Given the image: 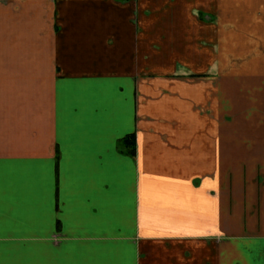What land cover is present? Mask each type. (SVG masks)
Returning <instances> with one entry per match:
<instances>
[{
    "label": "crops",
    "instance_id": "obj_1",
    "mask_svg": "<svg viewBox=\"0 0 264 264\" xmlns=\"http://www.w3.org/2000/svg\"><path fill=\"white\" fill-rule=\"evenodd\" d=\"M0 264H264V0H0Z\"/></svg>",
    "mask_w": 264,
    "mask_h": 264
},
{
    "label": "trees",
    "instance_id": "obj_2",
    "mask_svg": "<svg viewBox=\"0 0 264 264\" xmlns=\"http://www.w3.org/2000/svg\"><path fill=\"white\" fill-rule=\"evenodd\" d=\"M135 137L133 135L124 138L120 142V148L129 154L130 156H135L136 154V144Z\"/></svg>",
    "mask_w": 264,
    "mask_h": 264
}]
</instances>
